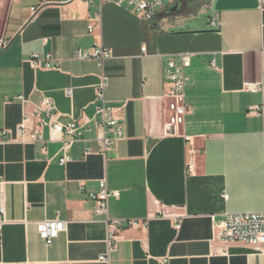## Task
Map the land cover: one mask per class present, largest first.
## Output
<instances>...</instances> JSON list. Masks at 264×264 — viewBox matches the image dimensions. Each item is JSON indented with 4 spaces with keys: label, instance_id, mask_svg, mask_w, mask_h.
I'll return each mask as SVG.
<instances>
[{
    "label": "crops",
    "instance_id": "0c3cea01",
    "mask_svg": "<svg viewBox=\"0 0 264 264\" xmlns=\"http://www.w3.org/2000/svg\"><path fill=\"white\" fill-rule=\"evenodd\" d=\"M39 2L0 0V130L16 132L44 97L58 120L88 117L91 129L65 164L58 141L44 153L40 143L0 137V264H264V252L214 238L215 221L228 212L264 211V116L248 113L264 103V90L245 88L264 85L260 0H176L151 22L115 0H53L33 15ZM95 43L112 50L104 67L75 56ZM48 53L58 68L28 61ZM171 58L186 63L190 78L191 112L176 135L165 134ZM103 80L125 132L106 152L100 140L111 133L96 113ZM43 133L50 138L49 127ZM187 136L197 150L194 175L185 173ZM101 180L121 191L109 200V215L124 224L111 252L105 217L88 196ZM164 205L178 216L161 217ZM135 218L148 227L128 225ZM45 219L66 222L49 245L37 229Z\"/></svg>",
    "mask_w": 264,
    "mask_h": 264
},
{
    "label": "built area",
    "instance_id": "2783aa9c",
    "mask_svg": "<svg viewBox=\"0 0 264 264\" xmlns=\"http://www.w3.org/2000/svg\"><path fill=\"white\" fill-rule=\"evenodd\" d=\"M103 1V0H101ZM119 5H126L137 16L146 22H151L155 19L161 10L166 9L169 5L176 2V0H115ZM53 2V0H40L37 6L31 8L32 14L35 15L38 11L45 6ZM261 7L264 8V0H260ZM215 26L220 25L219 18L213 19ZM95 26L90 24L89 31L93 32ZM8 40H1V46L6 47ZM145 51V48H143ZM75 56L79 60H96L101 67H104L105 62L112 58L113 53L109 47L100 43L89 49H78ZM29 63L33 68H58V63L54 61L50 53L45 56L40 54H33L29 58ZM186 63H177L175 59L171 58L168 62V66L165 69V96L168 101V119L165 124V134L176 135L179 134L178 128L184 124L186 116L191 112V106L186 101L185 89L189 82V76L185 70ZM106 88L107 83L102 81L98 87L96 107V113L98 116H102L103 128L108 130L111 135L109 137L104 136L100 140L101 150L106 152L114 142L125 138L124 127L119 122L118 113L120 109L111 107L106 103ZM245 88L249 91L264 90V85L246 83ZM71 93V90H68ZM20 100L25 102L24 96L19 97ZM248 113L259 117L264 116V103L252 105L249 107ZM46 115V118L43 117ZM58 112L54 102L48 98H42L41 102L36 104L34 112L32 114L25 113L22 122L17 126L16 132L4 129L0 130L1 136H8L12 142H19L24 144H36L40 143L41 150L47 153V143L49 141H58L60 145V163L65 164L70 161L68 155L70 148L73 144L79 140L85 131H89L90 119L84 117L82 120H72L67 123H63L57 119ZM45 127L50 129V138L44 137L43 130ZM190 144L188 151L186 172L188 175H194L197 173V150L191 137H186ZM91 149L85 150V155L91 153ZM83 189V188H82ZM121 191L109 189L106 180H101L99 190L97 192H89L88 196L95 202L94 212L98 215H103L108 226V236L110 243V252L115 249V243L120 237V232L124 227L123 220L113 218L109 214V200L110 198H119ZM227 197V196H226ZM4 213V208H2ZM159 215L164 218H175L178 216L176 213H172L170 207L162 206L159 211ZM128 225L131 227L147 228V219H130ZM4 221H0V242L2 236V228ZM177 228H180L177 225ZM37 229L40 236L46 241V243L52 244L53 240L59 236L61 232L66 229V222L60 219H45L37 223ZM214 238H217L225 243L228 242H240L247 246H250L254 250L264 252V211L260 212H240V213H227L222 218L217 219L214 224ZM101 261L109 262V258L106 256H100Z\"/></svg>",
    "mask_w": 264,
    "mask_h": 264
},
{
    "label": "water",
    "instance_id": "95a60500",
    "mask_svg": "<svg viewBox=\"0 0 264 264\" xmlns=\"http://www.w3.org/2000/svg\"><path fill=\"white\" fill-rule=\"evenodd\" d=\"M180 5H181V4L178 3V4L174 5V6L172 7V9H173V10H176V9H178V8L180 7Z\"/></svg>",
    "mask_w": 264,
    "mask_h": 264
}]
</instances>
